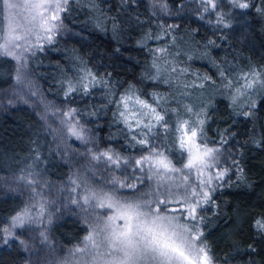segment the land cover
Returning a JSON list of instances; mask_svg holds the SVG:
<instances>
[{"label": "trees", "instance_id": "1", "mask_svg": "<svg viewBox=\"0 0 264 264\" xmlns=\"http://www.w3.org/2000/svg\"><path fill=\"white\" fill-rule=\"evenodd\" d=\"M250 2L255 7L233 9L228 0H222L218 11L225 13L230 23V27H223L217 25L215 13L201 14L197 0H70L66 28L53 45L37 52L29 63L45 101L59 113L69 107L78 108L75 120L95 140L99 151L111 147L133 159L141 154L139 146L133 147L126 126L114 115L118 108L116 101L130 83L150 103L152 92L166 97L158 110L167 111L170 123L176 119L170 109L178 108L184 119L194 120L196 117L185 112V106L194 111L204 106L211 117L205 124L209 141L218 140V130L225 128L236 134L230 144L243 145L236 156L244 168L245 182H237L232 176L231 186L214 193L217 206L206 213L203 226L214 264H264V233L258 234L254 227L257 219L264 218V145L256 147L252 142L253 137L259 140L264 136V90L257 87L249 96L238 95L234 89L223 86L226 81L219 74L223 69L226 77L238 85L243 73L264 71V16L256 12L261 0ZM163 4H167L168 12L162 10ZM164 25L178 27L166 34ZM149 35L151 39L147 38ZM208 40L215 45L205 47ZM157 48L169 49L165 58L172 62L171 66L189 71L183 75L179 71L171 73L170 66L161 62L162 68H169L162 73L161 80L142 79L155 75L150 50ZM189 55L193 59L189 60ZM15 67L14 61L0 58V95L14 87ZM84 69L91 70L101 83L90 87L86 96L77 92L66 99L61 81L70 78L75 82ZM193 73L207 74L215 83L206 82L203 88L198 87L201 81ZM164 79L169 83H164ZM231 95H238L237 104L244 108L255 100L256 115L251 120L235 115L230 107ZM3 107L0 181L10 188L0 187V221L31 203L26 191L16 189L21 176L43 178L54 184V192L47 198L54 200L53 208L58 209L65 198L74 195L67 190L73 186L70 177L102 180L108 175L102 165L93 167L90 156L83 155L87 148L95 150L92 144H80L71 137L68 149L63 147L60 115L47 110L44 119V106L32 105L29 100L27 105ZM92 112L96 115H91ZM29 172L34 177L28 176ZM128 172L132 169L128 168ZM57 187L62 189L61 193ZM53 193H57L56 198ZM84 220L85 216L75 210H61L43 228L48 243H42L35 232L25 234L22 238L29 244V250H24L17 241L0 245V264H58L83 241L87 234ZM249 245L256 251L251 252Z\"/></svg>", "mask_w": 264, "mask_h": 264}, {"label": "snow or ice", "instance_id": "2", "mask_svg": "<svg viewBox=\"0 0 264 264\" xmlns=\"http://www.w3.org/2000/svg\"><path fill=\"white\" fill-rule=\"evenodd\" d=\"M221 2L200 0L203 12L216 14L218 26L230 27L226 14L218 11ZM228 2L233 9L255 7L250 0ZM69 5L70 0H24L23 3L0 0V58L15 61L14 92L18 90L25 94L20 95V99L28 103L25 96L39 97L35 102L43 105L45 110L50 105L28 78V67L31 57L53 45L66 28ZM162 8L166 11L167 4ZM256 12L264 16V0H261L260 7H256ZM22 13H26L24 24L19 22ZM162 27L167 34L178 26ZM156 38L160 39L159 36ZM208 45L214 46L215 42L208 40L205 47ZM150 51L155 75L142 79L161 80L162 73L169 71V68H162L161 62L170 66L171 73L179 71L183 75L189 71L188 68L171 66L172 62L165 58L170 54L169 49ZM188 59L193 56L189 55ZM219 74L226 81L223 86L234 89L238 95L249 96L257 87L264 90V71L243 73L239 78L242 83L238 85L226 77L223 69ZM193 75L201 81L196 85L198 87L203 88L206 82L215 83L207 74ZM163 82L169 83V80ZM99 83L101 81L89 69H84L75 82L70 78L61 81L66 99L77 92L86 96L90 87ZM137 91L135 84L128 85L116 101L118 108L114 115L126 126L133 147L139 146L141 154L133 159L111 147L104 151L86 149L83 155L90 156V161L95 162L93 167L102 165L108 175L102 180L70 177L71 192L75 195L68 199L84 213L87 234L58 264H214L211 249L204 238L206 213L217 206L214 193L231 186L232 176L237 182H245L244 168L236 156L243 145L230 144L236 135L230 128L218 130L219 139L209 141L205 124L211 117L204 106L200 111L185 106V112L196 117L194 120L184 119L178 108H172L170 111L176 119L170 123L166 119L167 111L158 110L161 103L166 102V97L152 92L149 95L153 103H150ZM238 95H231L230 107L235 115L251 120L256 115L255 100H250L244 108L237 104ZM8 103L12 104L14 100L10 98ZM78 114V108L69 107L61 113L68 119H61L60 123L67 127L70 137L87 145L91 140L84 126L75 120ZM42 118H47V111ZM252 142L261 147L264 136L259 140L253 137ZM128 168L132 169L131 173ZM28 176L34 177V174L29 172ZM20 179L26 180L29 186L40 183L35 178L21 176ZM32 191L35 193L36 187ZM45 213V203H39L38 211L36 205L26 206L0 221V245L8 246L19 241L24 250H29V244L20 238L24 234L20 230L43 224ZM254 227L258 234L264 233V218L257 219ZM39 235L42 243L49 242L46 231L41 230ZM249 250L255 252L256 248L249 245Z\"/></svg>", "mask_w": 264, "mask_h": 264}, {"label": "rangeland", "instance_id": "3", "mask_svg": "<svg viewBox=\"0 0 264 264\" xmlns=\"http://www.w3.org/2000/svg\"><path fill=\"white\" fill-rule=\"evenodd\" d=\"M197 1L200 2V0H197ZM19 2L20 3H23L24 0H19ZM158 7L160 8L159 3H158ZM199 9L201 10V14L202 13H205V12H203V8H202L201 4H199ZM162 10L164 12H168V9L166 11L164 9H162ZM164 14H167V13H164ZM24 15H26V13H22L21 16H20V18H19V22L22 23V24L26 23V21L24 20ZM167 15H169V14H167ZM215 26L218 28V26L216 24H215ZM28 72H29V77L28 78L31 79L36 84V86L38 88L37 82L35 81V78L31 74L30 67H28ZM13 86L14 87L10 90V92H8L7 94H5L4 96L3 95H0V108L1 109L4 108L3 107L4 105L5 106H12V105H16V104L17 105H19V104L27 105V103L23 102V100L20 99V95H25V94L24 93H19L18 90H16V92H14L15 85L13 84ZM39 91L41 93V90L40 89H39ZM41 96H42V94H41ZM10 98L14 100V103H12V104H9L8 103V100ZM25 98H27L32 105L35 104L36 103L35 101L39 99V97L38 98H31V97H28V96H25ZM43 109L45 110V107H43ZM47 110L49 112H51V114H55L56 116H59L60 115L59 116V121H61V119H65V120L68 119L66 117H62V115H61V113L64 110H61V112L59 113L58 110L52 109L51 106L48 107ZM60 131L63 132L62 145H63V147H65V149H68V147H69V142L68 141H69V139H71V137L67 133V127L65 125H61ZM86 134L88 135V137L91 140V142H90V144H92L91 147H94L95 146V150H97L96 149V142H95V140L91 136H89L88 133H86ZM72 139H74L75 141H77L80 144H82L81 141L76 140L74 137H72ZM90 164L91 165H94L95 162H91ZM221 166H223V165H221ZM30 179H32V178H30ZM35 179L40 182L38 185L29 186L26 183V180H23V179H20L19 178V179H17L18 180L17 181L18 183L16 184L17 186L16 185L15 186H16V189L22 190V191H26L27 194L30 196L31 203H29L28 206L36 205V209L38 211V209H39V203H45L46 213H45V217H44V223L41 224V225H32L31 226V229H35V230H31V229L28 230V231L27 230H20V231H23V233H24L23 235L30 234V233L35 232L34 234H36V236L39 237V239L41 240V237L39 235V232L41 230H43V228H45L44 226H48L51 223L52 219L54 220L59 214H61V210L64 211V212L69 211V210H75L76 212H78L79 214H82V215H84V213L81 211L80 208H77L76 206L72 205L70 203L68 197L65 198L64 204H61V206H60L61 207V210H60V207L58 209L57 208H53L54 205H55V203L53 202L54 200H52V202H51V200L48 199L47 196H49L50 193L54 192L53 191L55 189V187H53L54 184H50V182L46 181L43 178H39V179L35 178ZM0 183L2 184V185H0V187L3 188V190H6V189L10 188V187H8L5 184V182L3 183V181H0ZM33 187H36V192L35 193L32 191V188ZM57 189H59V193L62 192V189L60 187L59 188L57 187L56 190ZM67 190H69L71 192V188L70 189L68 188ZM72 194L75 195V193H72ZM56 195H57V193H56ZM56 195L53 193V196H55V198H56ZM97 211H99V210H97ZM32 215H35V212L32 213ZM22 236L20 237L21 239H23ZM17 242H19V241H17ZM82 264H83V262H82Z\"/></svg>", "mask_w": 264, "mask_h": 264}]
</instances>
